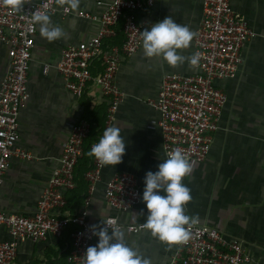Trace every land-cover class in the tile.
I'll return each instance as SVG.
<instances>
[{
	"label": "crops",
	"instance_id": "obj_1",
	"mask_svg": "<svg viewBox=\"0 0 264 264\" xmlns=\"http://www.w3.org/2000/svg\"><path fill=\"white\" fill-rule=\"evenodd\" d=\"M109 2L111 0H80L78 9L70 8L71 12L65 14L62 8L67 5L61 6L55 0V10L48 14L65 35L53 42L41 38L39 25H36L28 71L29 97L19 112V137L15 143L16 148L29 157L12 156L3 175L0 207L7 213L31 215L36 211L41 193L59 165L71 128L79 120L90 119L92 129L85 139L81 159L87 160L89 143H98L108 126L120 128L126 143L125 154L121 163L101 167L88 205H85L88 185L85 172H81L80 166L78 172L77 164L75 188L63 191L65 209L71 214L85 212L88 221L98 227H102V221L109 215L124 225L144 224L146 220L148 211L142 200L145 174L158 171V164L166 158L157 126L159 113L151 102L157 98L163 74L186 75L195 68L187 60L172 67L162 58H146L141 44L136 53L119 63L115 80L122 99L112 120L107 122L104 114L108 100L99 87L90 84L84 95L76 97L65 87L55 64L63 48L90 39L97 30V23L78 16L77 11L100 13ZM230 7L247 20L255 34L241 49L242 59L236 73L215 81L226 93L227 101L207 157L202 162L190 160L192 171L183 178L192 196L186 209L188 215L198 216L202 223L217 228L226 239L239 240L250 258L244 264H264V0H230ZM201 15L202 0H157L151 9L138 16L143 31L171 16L195 33ZM121 41L122 34L118 31L107 43L120 44ZM179 52L190 57L194 52L193 41L189 48ZM44 64L49 65L45 73ZM8 66V47L0 41V81ZM100 70L97 63L91 73L95 75ZM121 171L132 173L140 189L139 202L129 210L110 207L104 196L108 179ZM125 233V243L142 257L149 258L151 264L166 263L176 247V244L161 242L145 228L136 232L125 230ZM10 239L7 228L0 226V240ZM98 239L96 236L91 246L97 245ZM69 242L67 231L58 238L49 235L39 242L20 240L15 264H68Z\"/></svg>",
	"mask_w": 264,
	"mask_h": 264
},
{
	"label": "built area",
	"instance_id": "obj_2",
	"mask_svg": "<svg viewBox=\"0 0 264 264\" xmlns=\"http://www.w3.org/2000/svg\"><path fill=\"white\" fill-rule=\"evenodd\" d=\"M156 1L111 0L100 13L77 11L78 16L97 23V30L90 39L63 48L55 64L65 87L76 97L84 95L90 84L99 87L108 100L107 122L112 120L122 99L115 80L119 63L136 53L142 44L143 25L138 15L151 9ZM54 10L55 0H28L19 12L0 5V41L8 47L9 57V66L0 81V185L12 156L29 157L17 149L15 143L19 137V112L29 97L28 71L36 33L31 17L36 11L49 13ZM62 11L68 14L71 9L64 6ZM118 31L122 34L121 43L108 44ZM254 34L247 20L231 9L230 0H202V15L193 39V54L200 55L199 65L191 74H163L157 98L151 102L159 113L157 126L164 155L180 148L189 160H205L227 101L226 93L215 81L236 73L242 59L241 49ZM97 63L101 70L93 75L91 68ZM48 67L44 64V73ZM89 132L90 122L86 119L79 120L71 128L59 165L42 191L33 214L7 213L0 207V226L7 228L11 237L8 241L0 240V264H15L18 241L39 242L49 235L58 238L67 229H70V242L66 261L83 264L84 253L96 237L92 234L93 224L85 212L71 214L65 209L63 191L76 186L74 169L84 154V140ZM101 167L94 157L84 174L88 184L85 205L90 202L89 195ZM104 196L112 208L131 209L140 200L135 176L127 171L113 174L106 182ZM107 219L117 220L113 215L106 216L104 221ZM117 222L130 232L144 228L143 223L124 225ZM191 231L189 242L176 245L164 264H244L250 259L239 240L226 239L215 227L199 220Z\"/></svg>",
	"mask_w": 264,
	"mask_h": 264
},
{
	"label": "clouds",
	"instance_id": "obj_3",
	"mask_svg": "<svg viewBox=\"0 0 264 264\" xmlns=\"http://www.w3.org/2000/svg\"><path fill=\"white\" fill-rule=\"evenodd\" d=\"M25 3L28 0H0V5L15 12L21 11ZM57 3L76 10L80 0H57ZM31 22L39 25L41 38L49 42L65 35L62 28L53 24L47 11L34 12ZM140 35L143 55L146 58H162L172 67H178L186 60L191 67L199 65V54L185 57L179 52L191 46L195 37L194 31L187 25L175 22L171 16L151 24L150 30L145 29ZM120 131L116 126L106 127L98 143L91 146L87 155L95 157L101 166L121 163L126 143ZM165 155L166 158L157 166L158 171H148L145 174L142 200L148 214L143 227L168 245L186 244L192 238V227L199 222V217L188 215L186 209L192 196L191 189L183 183V178L192 171V163L180 148L167 151ZM102 222L104 226L99 227V230L98 226H91L92 234L99 238L98 244L87 247L83 264H151L149 258L142 257L125 243V230L116 219Z\"/></svg>",
	"mask_w": 264,
	"mask_h": 264
},
{
	"label": "trees",
	"instance_id": "obj_4",
	"mask_svg": "<svg viewBox=\"0 0 264 264\" xmlns=\"http://www.w3.org/2000/svg\"><path fill=\"white\" fill-rule=\"evenodd\" d=\"M86 111H88L87 108H86ZM105 116H106V111H105L104 117H105ZM88 119H89V118H88ZM89 121L92 122V120H90V119H89ZM94 123H95V124H98L97 121H94ZM99 124H100V121H99ZM91 129H92V126H91V123H90V132H91ZM84 142H85V140H84ZM91 143H92V142H91ZM91 143H89V146L91 145ZM87 153H88V152H87ZM87 157H88L87 160H86L85 158H82V159L80 158V159H79L80 163H78V162H79V161H78V162H77L78 165L76 164V165H77V168H78L79 166H80V168L82 167V169H81L82 171H81V172H86V171H87V170H86V169H87L86 166L88 165L89 162H91V160H92V158H93V157H90V156H88V155H87ZM90 166H91V165H90ZM75 167H76V166H75ZM89 168H90V167H89ZM76 170H77V169H76ZM77 171L79 172V168H78ZM74 172H75V169H74ZM75 178H76V175H75ZM65 231H67V233L70 234V229H67V230H65Z\"/></svg>",
	"mask_w": 264,
	"mask_h": 264
}]
</instances>
